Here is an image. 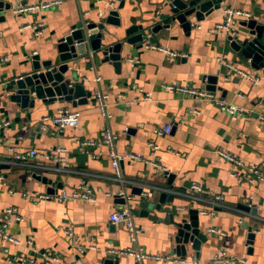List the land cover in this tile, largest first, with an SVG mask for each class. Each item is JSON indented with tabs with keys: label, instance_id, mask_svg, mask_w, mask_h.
<instances>
[{
	"label": "crops",
	"instance_id": "crops-1",
	"mask_svg": "<svg viewBox=\"0 0 264 264\" xmlns=\"http://www.w3.org/2000/svg\"><path fill=\"white\" fill-rule=\"evenodd\" d=\"M4 1L11 2L12 7L0 11V119L10 120L11 125L2 132L5 143L0 147V160L13 159L8 146L23 153L36 148L45 155L41 161L32 159L25 165L4 163L9 167L0 168V222L9 206H15L23 216V221H15L9 227L20 244L0 240V264H29L26 258L43 264L44 252H53L76 264H136L129 255L113 256L109 251L140 247L148 253L184 259L177 262L173 258L149 257L144 264H216L211 259L220 248L245 259L247 264H264V222L227 208L217 210L215 215L201 212L212 206L210 200L214 196L223 194L228 206L251 203L257 210L252 212L264 217V122L260 119L264 106L255 103L264 96V74L249 62L237 60L228 47L227 33L215 30L217 23L225 19L228 7L244 9L254 16L255 0H223L221 7L202 21L192 15L194 23L189 33L172 20L171 0H65L59 6L25 14H15L12 8L18 3L45 0ZM112 9L119 11L121 21L119 25L106 24L103 36L108 42L126 39L125 31L132 25L147 28L162 23L170 27L156 35L158 42L145 40L140 46L139 42H124L119 69L111 60L103 61L99 52L70 61L72 84L80 82L92 92L86 103L74 106L66 100L44 101L35 97L34 106H23L11 98L9 81L31 70L34 55L41 60L57 57L59 40L78 23L105 21ZM34 27L40 32L36 33ZM152 44L177 54L148 47ZM227 63L254 73L259 81L244 79ZM213 75L218 76V85L226 90L217 88L214 92L244 108L236 118L213 102H198L164 87L172 83L206 88L204 78ZM97 90L109 94V121L96 106ZM147 93L151 94L150 100L144 99ZM62 107L80 113L77 127L60 130L54 124L52 118ZM107 124L117 134V152L142 156L127 157L122 162L126 180L123 182L116 180L105 145L100 143L87 151L77 142V138L101 140ZM168 124L173 125L170 133L155 134L157 128ZM60 147L64 150L56 151ZM53 151L64 160L57 163L53 157L47 158L46 155L53 156ZM90 151L99 156L93 157ZM220 151L233 155L242 164L229 161ZM151 162L161 163L162 167ZM57 166L66 169L58 170ZM250 168H259L263 178ZM170 174L174 177L169 183ZM47 178L52 179L51 183ZM193 183L203 187V200L194 202L208 239L199 250L189 244L188 254L182 256L175 251L176 231L168 216L172 211L185 210L192 202L185 194ZM81 185L90 188L97 201L75 198L58 202L32 196L54 195L63 188L76 190ZM138 186L145 190L161 186L175 194V199L163 204L168 209L157 211L152 208L151 195L150 209L141 216L147 208L141 206L136 194ZM122 191L124 196L118 195ZM24 192L30 196L25 197ZM124 206L131 209L134 224L141 229L135 238L126 223L115 224L110 219L114 210ZM210 227L225 234L210 233ZM250 228L255 233L251 241ZM68 230H73L75 237ZM82 246L87 249L81 250Z\"/></svg>",
	"mask_w": 264,
	"mask_h": 264
},
{
	"label": "water",
	"instance_id": "water-1",
	"mask_svg": "<svg viewBox=\"0 0 264 264\" xmlns=\"http://www.w3.org/2000/svg\"><path fill=\"white\" fill-rule=\"evenodd\" d=\"M223 0H171L170 11L173 14L172 20L181 24L184 31L190 32L194 21H202L214 10L221 7ZM257 13L247 19L238 22L236 32L227 34V44L230 50L236 55V59H243L249 62L251 67L262 71L264 74V0H255ZM11 2L0 0V11L10 9ZM2 17V16H0ZM119 11L112 9L105 21L96 23L89 21L86 24L80 22L75 26L71 33L59 40L57 50L58 55L55 58L41 60L39 55H34L32 59L31 70L20 77L13 78L8 83V90H11V98L14 101L21 102L23 106H34L35 97L42 100H66L73 103L74 106L83 104L88 101L92 95L91 91H86L82 83L72 84L71 79L73 72L71 71L70 61L78 59L83 55L95 52L103 54V61L111 60L119 69L122 65V48L124 42L127 44H136L139 46L145 40L150 42H158L156 35L163 28L170 27L169 24H154L145 28L143 25H132L126 31L128 36L117 42H108L103 36L106 24H120ZM111 34V33H110ZM229 76V75H225ZM206 88L216 91L217 88L226 91L222 86L218 85L219 78L216 75L204 78ZM255 103H261L264 106V96L255 100ZM9 167L6 164H0V168ZM174 175H169V183ZM46 181V177L44 179ZM51 183L52 179L47 178ZM137 195L140 196L141 206L147 208L143 211L145 216L150 209V199L152 195V208L157 211L168 209L165 204L166 200L173 202L175 194L169 193L161 186H138ZM120 199V198H119ZM121 202L125 200L121 199ZM169 206V205H168ZM243 209H249L247 205H241ZM251 209V208H250ZM181 210V209H180ZM172 211L168 218L175 228V251L177 254L186 256L188 254V245L190 244L194 250H199L203 242H206L208 236L202 231L200 226V210L195 202H190L183 211ZM254 212L256 208L252 207ZM168 220H166L167 222ZM250 241L255 237V233L250 228Z\"/></svg>",
	"mask_w": 264,
	"mask_h": 264
},
{
	"label": "built area",
	"instance_id": "built-area-1",
	"mask_svg": "<svg viewBox=\"0 0 264 264\" xmlns=\"http://www.w3.org/2000/svg\"><path fill=\"white\" fill-rule=\"evenodd\" d=\"M65 0H45L40 3H35V4H28V3H18L15 7H13V12L15 14H25L29 13L32 11H37L41 9H50L56 6L61 5ZM252 17L251 13L240 8H235V7H228L225 9V19L222 22L217 23L215 30L216 31H221L225 32L227 34L236 32L238 26H236L235 20L238 23V20H243ZM86 24L87 22H83ZM36 33H39L40 30L38 27H34ZM148 47L152 49H161L164 50L171 55H176V52H172L170 50H167L163 47H158L155 44L149 45ZM230 69L235 71L238 75L242 76L246 80H253L254 82L259 81V77L255 75L252 72H249L247 70H244L240 68L239 66H235L234 64L227 63ZM97 79H101L97 78ZM164 87L169 90H173L175 92H179L182 95H185L187 97L192 98L195 101L201 102V101H210L213 102L214 104L220 106L223 110H226L233 118H236L237 115L242 114L244 112V108L238 104H235L233 102L227 101L223 97L219 96L216 94V92L209 90L207 88H195L191 86H186V85H179V84H165ZM108 97L109 94L102 93L100 90H97L95 92V102L96 106L100 112V114L105 118L106 121H109V119L112 117L111 112L108 109ZM145 100H150L151 99V94L147 93L146 96H144ZM47 119V118H46ZM260 119L264 122V114H260ZM52 121L54 124H56L60 130H64L67 127H77L79 125L80 121V113L76 110H71L68 108H59L58 114L55 115L52 118ZM11 125L10 120L1 118L0 119V147L4 145L5 143V137L3 135V130L8 129ZM173 128L172 124L164 125L162 127H159L155 130L156 135H163V134H168L171 132ZM116 140H117V134L113 131L111 126L109 124L106 125L105 130L102 135L101 140H94L91 138H77V142L80 144V146L87 151H89L88 148H91L93 146L99 145L102 143L107 147V154L110 156L111 161H112V166L113 169L115 170L116 174V180H119L121 182L126 181L123 176H122V170H121V164L122 162L127 158H134V159H141L142 156L140 154H133L129 153L127 155L120 154L116 150ZM150 145H153L152 143ZM153 147H158L156 144L153 145ZM8 149L13 153V159L9 161H2L0 160V164L4 163H9V164H14V165H25L29 160L35 159L37 161H41V158L45 155L43 152L39 151L36 148H31L28 152L23 153V152H16L15 148L12 146H8ZM64 150L62 147L56 149V151H61ZM93 157H98L99 154L93 151H90ZM53 156L51 154L46 155L47 158L53 157V159L58 163L61 161V159L64 160V158H60L58 156H55L54 151L52 152ZM220 153L227 158L229 161L234 162L237 165H241L242 162L235 158L233 155L225 153L223 151H220ZM154 165H158L159 167H162L161 163L157 164L156 162H151ZM41 166V165H40ZM257 167V166H255ZM42 168L48 169L45 165L42 164ZM56 169H66L65 167H59L57 166ZM251 172H254L256 175L260 176L263 178V174L260 172L259 168H250ZM236 172V171H235ZM234 172L233 175L236 173ZM4 176H1L3 179ZM203 192V187L200 184L193 183L190 186L189 192L186 193L185 195L190 196L191 201H200L203 200V197L201 196ZM118 195L124 196V192H120ZM25 197H29L30 194L27 192H24ZM33 198L35 197L36 199H45V200H55L58 202H66L71 199L75 198H82L86 199L88 201L95 202L97 201L96 196L93 195V192L90 188H88L85 185H81L78 189L76 190H68V189H61L59 192L56 194H33ZM210 203L212 206L210 208H203L201 209V212L204 214H212L215 215L217 210H221L223 208L227 209H233L235 211L244 213V214H250L254 216L255 218H258L260 221L264 222V217H260L259 215L254 214L251 210L252 209V204L248 203L247 206H249V209H243L241 207H231L228 206L225 203V197L223 194H218L214 196L211 200ZM251 208V209H250ZM110 219L113 223L115 224H121V223H126L127 227L130 231V234L132 237L135 238V236L141 232V229L138 228L134 224L133 216L131 209L128 206L121 207L119 209L114 210L110 214ZM21 222L23 221V216L17 212V208L15 206H9L5 209L4 212V218L0 222V240H3L5 242H11L13 244H20L21 240L14 234L9 232V227L13 222ZM210 233H219V234H225L223 230H220L215 227H210L208 229ZM257 231V229H255ZM68 233L70 236H74L73 230H68ZM75 237V236H74ZM81 250L87 249L85 246H82L80 248ZM109 253L113 256H119V255H129L134 258L136 264H144V260L146 258L152 257L156 259H168V258H173V260L177 262H184V259L180 258L179 256L171 257L170 255H160V254H152L144 251L141 247L140 248H125V249H120V248H113L109 251ZM43 256L46 260L43 264H76L74 262H69L67 260H63L59 258L56 254L53 252H44ZM25 262L29 264H35V259L34 258H26L24 259ZM212 263L216 264H222V263H227V264H247L245 259L238 258L235 256V254H232L228 252L226 249L220 248L218 252L213 256L211 259Z\"/></svg>",
	"mask_w": 264,
	"mask_h": 264
}]
</instances>
